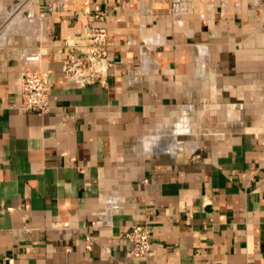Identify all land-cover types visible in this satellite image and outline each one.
<instances>
[{
  "label": "crops",
  "instance_id": "obj_1",
  "mask_svg": "<svg viewBox=\"0 0 264 264\" xmlns=\"http://www.w3.org/2000/svg\"><path fill=\"white\" fill-rule=\"evenodd\" d=\"M100 26L114 68L79 86L63 72L69 42ZM29 70L48 76L47 112L22 109ZM136 223L151 233L141 260L128 259ZM8 257L264 264V0H0Z\"/></svg>",
  "mask_w": 264,
  "mask_h": 264
},
{
  "label": "built area",
  "instance_id": "obj_2",
  "mask_svg": "<svg viewBox=\"0 0 264 264\" xmlns=\"http://www.w3.org/2000/svg\"><path fill=\"white\" fill-rule=\"evenodd\" d=\"M95 17L104 20L106 11L100 6L95 7ZM27 55V64L38 65L42 53L38 48H31ZM32 62V63H31ZM114 68V62L109 57L108 30L105 26L94 28L87 36L79 40H71L67 54L63 60L64 75L79 86L91 83L105 84ZM51 83L45 72L39 70L24 71L22 74V109L44 113L49 110V91ZM12 209V208H10ZM131 248L128 259L141 260L145 258L152 246L150 230L143 224H133L127 232ZM95 243L93 235L85 239V248L92 250ZM7 264H16L13 257H8ZM123 264V263H119Z\"/></svg>",
  "mask_w": 264,
  "mask_h": 264
},
{
  "label": "bare ground",
  "instance_id": "obj_3",
  "mask_svg": "<svg viewBox=\"0 0 264 264\" xmlns=\"http://www.w3.org/2000/svg\"><path fill=\"white\" fill-rule=\"evenodd\" d=\"M11 21H12V20H11ZM20 22H21V21H20ZM18 23H19V22H18ZM21 23H22V22H21ZM16 24H17V23H16ZM24 25H25V24H24ZM14 26H15L14 23H10L8 28H9V29H12ZM20 26H21V24H20ZM19 28H20V27H19ZM22 29H23V28H20V30H22ZM23 30H24V29H23ZM27 57H28V56L26 55V56H25V59H26L27 62H29V59H28ZM31 63H32V62H31Z\"/></svg>",
  "mask_w": 264,
  "mask_h": 264
},
{
  "label": "rangeland",
  "instance_id": "obj_4",
  "mask_svg": "<svg viewBox=\"0 0 264 264\" xmlns=\"http://www.w3.org/2000/svg\"><path fill=\"white\" fill-rule=\"evenodd\" d=\"M20 28H23V29H24V25L20 26ZM23 29H22V31H23ZM14 42H15V41H14Z\"/></svg>",
  "mask_w": 264,
  "mask_h": 264
}]
</instances>
